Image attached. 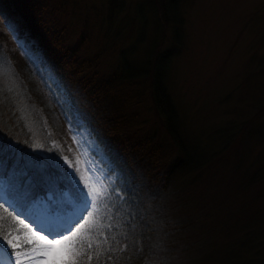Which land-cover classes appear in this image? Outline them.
Instances as JSON below:
<instances>
[{
  "label": "rangeland",
  "instance_id": "rangeland-1",
  "mask_svg": "<svg viewBox=\"0 0 264 264\" xmlns=\"http://www.w3.org/2000/svg\"><path fill=\"white\" fill-rule=\"evenodd\" d=\"M115 1L123 4L120 15L126 14V20H121L115 11H111ZM152 1L61 0L66 16L60 18L63 20L58 28L64 25L68 31L67 44L74 43L83 32L84 42L79 55L84 58L97 55L99 70L106 74L114 69L117 55L121 54L125 61L136 60L140 64L142 47L147 49L161 35V43L163 39L171 43L173 35L170 29L162 26L160 16L157 23V13L150 6ZM55 2L0 0V51L15 69L17 59L25 56L48 90L64 99L63 89L38 42L16 9V4H23L36 15L39 10L34 7L43 4L52 25L51 19L54 16L57 18L60 13L55 9ZM177 6L182 19L175 28L179 35L176 39L178 47L172 49L167 81L181 115V134L189 141L194 140L196 137H190L189 132L202 136L201 133L207 134L211 126L218 127L220 121L237 126V130L233 129L235 141L222 154V160L217 161L214 156L196 167L193 174L177 177V186L172 189L169 185L170 189L162 195L160 202L143 195L147 207L153 206L157 217L154 220L149 217L152 223L155 221V226H150L154 236L151 255L158 264L187 261H196L194 264H233L231 261L242 264L244 256L255 251L261 252L264 257V241L261 242L262 250L258 240L253 238L254 234L256 237L259 234V238L264 236V0H177ZM133 11L138 14L136 20ZM109 14L116 15L108 18ZM82 17L85 27H80L78 23L74 26L70 19ZM107 21L113 23L111 30L120 28L118 41L110 36L114 44L104 43L100 36L98 27L107 28ZM33 107L50 146L59 153L72 187L82 196L76 203L69 202L71 206L68 210L56 212V222H70L77 218L83 209V190L97 187L99 210L93 213L90 220L93 237L105 222L110 221L105 219L109 213L108 206L123 199L116 190L120 173L76 114L72 117L65 114L61 120V131L58 132L47 124L41 107L36 103H33ZM144 107L147 106L144 104ZM49 131L53 132V137ZM225 131L226 124L223 123L222 135ZM161 138L167 153L168 141L163 135ZM63 158H67L70 166ZM86 168L91 169V176L100 182L99 185L92 184ZM85 184L89 186L88 189H85ZM5 191V186L0 184V205H3L0 210L8 217L5 228L18 225L4 212V208L13 215L24 213L18 215V219L33 227L30 217L37 209L26 204H20L18 208L14 199L5 196ZM61 199L68 201L69 197L64 193ZM47 200L52 202L50 195H47ZM14 207L18 211H14ZM85 219L89 218L85 216ZM169 223L178 224L179 227H174L172 231ZM88 227L86 225V230ZM242 239H245L244 248L233 259L236 242ZM0 244L8 253H14L2 236ZM122 249L121 245L119 250ZM12 260H15L14 255ZM263 260L255 264H263Z\"/></svg>",
  "mask_w": 264,
  "mask_h": 264
},
{
  "label": "trees",
  "instance_id": "trees-1",
  "mask_svg": "<svg viewBox=\"0 0 264 264\" xmlns=\"http://www.w3.org/2000/svg\"><path fill=\"white\" fill-rule=\"evenodd\" d=\"M152 2L150 6L151 10L157 13V23L160 16L162 26L170 29L173 35L171 43L164 42V39L161 43V35L157 40H153L147 49L142 47L143 58L140 64L136 60L125 61L121 58V54L117 55L118 59L113 63L114 69L105 72L106 74L99 70L97 55L92 58L79 55L84 42L83 32H80L74 43L67 44L68 31L65 30L64 25L58 28L61 20L66 16V12L63 11L64 2L56 0L55 9L60 13L57 18L54 16L52 21L50 20L52 25L49 24L48 15L44 12L45 5L39 4L34 7L39 10V13L37 11L34 15L32 10L23 4H16V9L26 21L46 62L62 87L65 101L60 95L55 96L48 90L45 82L25 56L17 59L18 66L15 69L7 63L0 51V57L3 58L0 68L7 72L0 86L11 85L15 93L14 99L9 98L5 93V99L0 101V143L14 144L26 157H35L48 163L54 161L59 166L61 173H57L51 167L48 169L50 175L58 176L55 181L58 187L47 192L52 202L58 205L57 212L69 209L71 206L69 202L76 203L82 199V196L72 187L67 170L61 164L59 153L50 146L41 120L34 114L33 103L41 107L47 124L58 132L62 128V117L65 114L69 117L76 114L120 173V183L116 184V190L123 199L121 201L116 199L115 203L108 206L109 213L105 219L108 218L110 221L105 222L95 232L92 237L93 250L79 256L78 264H158L151 255L154 247L150 226H155V221L152 223L149 219L151 217L154 220L157 217L154 207L152 206L153 209L147 207L148 203L147 200L142 199L143 195H149L152 200L157 199L160 202L169 185L172 189L177 186V177L193 174L196 167L214 156L217 161L222 160V154L235 141L233 129L237 126L232 127L233 124L225 121H220L218 127L211 126L206 131L207 134L201 133L202 136L189 132L190 137H196L194 140L189 141L183 133L181 134L182 119L168 87L167 78L172 49L178 47L176 39L179 35L175 32V28L181 24L182 17L177 11V0ZM122 5L119 1H115L111 11H115L117 15L109 14L108 18L116 15L121 20H126V14L120 15L123 11L120 10ZM133 13L136 20L138 14L135 11ZM34 16H36L35 20ZM62 16L63 19H60ZM42 19L46 21L43 22ZM70 19L74 26L78 23L83 27L85 24L83 17ZM107 23H109L106 24L107 28L98 27V29L101 31L100 36L104 39V43L112 44L110 36L118 41L120 28L116 26L117 28L111 30L110 26L113 23L110 21ZM160 29L162 30L161 27ZM160 43L161 52L158 50ZM144 104L147 107H144ZM223 123L226 124L224 135H222ZM162 135L168 141L167 153ZM222 139H224L223 145ZM26 141L36 146L29 147ZM31 177L34 185L39 186L38 190L45 191L49 187L39 174L33 172ZM0 179L3 180L6 188L5 196L14 199L18 208L20 204H25L15 190L24 184V178L13 175L11 161L4 171L0 172ZM64 193L69 197L68 201L61 199ZM1 211L0 217L3 219L0 223L5 227L8 224V217ZM162 213L163 211L159 212L160 215ZM168 225L172 231L174 227H179L175 223ZM262 228L264 229V226ZM104 237H107V240ZM253 238L258 240L259 248L263 250L261 242L264 241V236L259 238V234L257 237L254 234ZM97 243L100 245L98 248ZM121 245L123 249L120 251ZM244 245L245 239L236 242L237 250L232 255L233 259L239 251H242ZM262 258H264L262 253L255 251L249 256H244L242 264L262 262ZM231 262L234 264L233 261ZM194 263L196 261L179 264Z\"/></svg>",
  "mask_w": 264,
  "mask_h": 264
},
{
  "label": "snow or ice",
  "instance_id": "snow-or-ice-1",
  "mask_svg": "<svg viewBox=\"0 0 264 264\" xmlns=\"http://www.w3.org/2000/svg\"><path fill=\"white\" fill-rule=\"evenodd\" d=\"M2 63L3 58L0 57V64ZM6 75L7 72L0 68V83ZM5 93L9 98L14 99L15 93L11 85L8 87L0 86V101L5 99ZM26 143L28 142L26 141ZM28 146L35 147L36 145L28 143ZM47 150L51 151L52 149ZM63 159L70 166L67 158ZM9 161L12 163L13 175L24 178V184L15 190L25 204L28 207H35L37 212L30 217V222L33 224V227H30L23 219H18V215L24 213L13 215L8 212L7 208H4V212H7L8 216L18 226L5 228L0 223V236L14 250V253H8L4 246L0 244V264H77V257L93 250V228L90 225V220L93 213L99 210L97 187L83 190V209L77 218L70 222L57 223L55 214L58 211V205L47 200V192L58 187L55 183L58 176L50 175L48 169L51 167L57 173H61L59 166L54 161L48 163L35 157H26L14 144L0 143V172L4 171ZM85 171L89 172V179H91L93 185L100 184L91 176V169L86 168ZM33 172L39 174L41 179L49 185L45 191L38 190L39 186L34 185L31 177ZM80 179H83V177ZM3 183V180L0 179V184ZM77 183H79V180ZM88 187L85 184V189H88ZM0 207H3V205H0ZM13 210L18 211L15 207ZM85 216L89 219H85ZM26 218L29 217L26 216ZM2 219L0 217V220ZM86 225H89L87 230ZM104 239L107 240V237H104ZM99 246V243H97L96 247ZM12 255L15 256L14 261Z\"/></svg>",
  "mask_w": 264,
  "mask_h": 264
},
{
  "label": "bare ground",
  "instance_id": "bare-ground-1",
  "mask_svg": "<svg viewBox=\"0 0 264 264\" xmlns=\"http://www.w3.org/2000/svg\"><path fill=\"white\" fill-rule=\"evenodd\" d=\"M8 24H9V23H8ZM49 133H50V136H51V137L54 136L53 132L49 131Z\"/></svg>",
  "mask_w": 264,
  "mask_h": 264
}]
</instances>
